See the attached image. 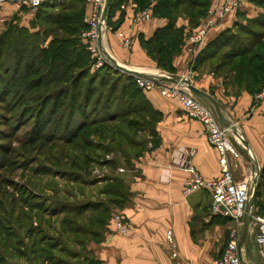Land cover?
Returning <instances> with one entry per match:
<instances>
[{
  "label": "trees",
  "instance_id": "trees-1",
  "mask_svg": "<svg viewBox=\"0 0 264 264\" xmlns=\"http://www.w3.org/2000/svg\"><path fill=\"white\" fill-rule=\"evenodd\" d=\"M123 1L109 0L105 20L109 19L111 8L119 7ZM132 1L135 9L149 7L152 16L166 18L149 36L138 32L137 39L156 67L175 72L171 57L179 51L183 29L176 24V18L181 16L196 24L208 0ZM250 2L261 5L255 16L248 17L257 28L238 24L243 36L228 27L221 28L206 40L192 60L198 66L213 57L211 70L224 84L253 92L264 85V0ZM20 7L26 9L24 3ZM83 12L84 0H40L28 26L18 24L17 16L13 15L2 22L0 29V111L4 106L17 110L15 117L20 120V111H32L33 120L43 114L45 119H39L42 127L32 132L25 143L41 136L47 142L62 141L69 150L64 157L70 158L71 169H61L60 173L63 176L73 173V181L76 173L88 176L92 163L113 171L120 161L115 155L104 156L110 150L118 151L129 166L131 158L141 153L148 139L155 141L154 125L161 117L135 76L107 61L93 67V58L79 37L86 27ZM122 15L120 8L116 21H111L112 28H116ZM63 150L60 145L59 153ZM99 179L98 199L85 198L73 203L55 196L44 198L25 186L31 196L23 193L17 197L15 209H10L15 214L8 210L3 216L5 220L14 216L20 233L6 228L4 249L21 259L5 260L0 255V264H94L86 244L101 237L111 210L121 207L128 196L119 175H102ZM261 185L258 179L253 202L260 210L264 208L258 199ZM227 219L212 214L209 221ZM6 226L11 227L9 223Z\"/></svg>",
  "mask_w": 264,
  "mask_h": 264
},
{
  "label": "crops",
  "instance_id": "crops-1",
  "mask_svg": "<svg viewBox=\"0 0 264 264\" xmlns=\"http://www.w3.org/2000/svg\"><path fill=\"white\" fill-rule=\"evenodd\" d=\"M250 5L251 2L246 3L238 12L249 16L256 14L259 8L253 10ZM20 6L19 0H5L0 7V24L15 15L18 24L28 26L33 10L26 4L24 10ZM119 7L123 15L115 29L130 31V45L125 47L121 44L115 29L104 30L99 45L118 63L145 70L153 61L139 45L137 33L149 36L156 26L165 23L166 18L151 16L139 25H132L131 15L137 10L135 3L124 0ZM119 7H114L111 15L113 22L118 18ZM229 18L212 27L209 38L227 26ZM179 19L176 24L181 23ZM189 59L190 55L180 47L178 52L172 54L171 62L185 67ZM152 69L162 71L157 67ZM181 70L185 71L183 68ZM197 77L195 82L191 81L192 84L220 103L225 118L236 128L250 150V153H245L241 141V144L236 143L240 156L228 154L227 161L233 178L240 179L250 170H258L256 181L264 182V85L253 92L245 88L235 89L230 83L224 84L211 69H203ZM144 93L152 106L161 112L160 119L154 125L155 141L148 139L146 147L131 158L127 168L117 165L113 169L126 184L127 200L121 207L111 210L101 237L98 240L90 239L86 248L95 259L94 264H208L212 257L222 252L227 242L228 223L232 220L208 221L212 215L208 207V190L200 188L183 194L182 182L189 172L181 168L178 162L185 160L203 176L215 177L220 173L217 152L207 141L200 121L188 117L177 102L160 95L156 89L144 90ZM263 197L258 195L262 203ZM251 209L252 212H264V208L260 210L255 205ZM116 211L129 221L125 233L118 232L111 222L110 216ZM167 230L172 236L171 243L166 239ZM253 232V226L249 224L246 235L242 237L241 224L237 227V245L240 240L242 264H264ZM172 251L175 255H171Z\"/></svg>",
  "mask_w": 264,
  "mask_h": 264
},
{
  "label": "built area",
  "instance_id": "built-area-1",
  "mask_svg": "<svg viewBox=\"0 0 264 264\" xmlns=\"http://www.w3.org/2000/svg\"><path fill=\"white\" fill-rule=\"evenodd\" d=\"M5 0H0V7ZM26 4L30 10H34L40 0H19ZM94 6L90 8L88 16L85 17L87 27L80 33V39L92 54L96 57L95 65L103 61H108L105 52L99 45V39L104 30L107 29L105 20L101 19V11L104 0H92ZM250 0H208L206 10L200 16L197 23L187 29L185 28L181 48L193 58L195 53L202 47L210 35V29L225 18L231 17L240 10ZM149 7L135 10L131 15V24L139 25L143 20L150 18ZM123 46L128 47L131 43V33L129 30H114ZM137 84L143 90L155 88L158 93L166 98L177 102L183 112L191 118L200 121L203 126L207 141L217 152V161L220 173L215 177L203 176L192 164L182 160L179 161L181 168L189 172V176L182 182L181 192L188 194L200 188H205L209 192V211L212 214H219L228 217L234 222L230 229V236L222 252L210 259L208 264H242L237 248V227L241 224V216L244 210L246 199L249 195V186L252 176L258 175V170H250L240 179L232 176L228 154L239 157L240 153L236 147L241 144V136L230 133L229 128L221 127L214 117L210 108L199 98L193 95L182 83L168 81H152L135 76ZM106 157H109L107 154ZM115 229L120 233H125L129 228V221L119 211L113 212L110 216ZM250 225L253 226L254 240L259 252L264 258V212H252ZM166 239L172 242L170 231L166 232ZM171 255H175L172 251Z\"/></svg>",
  "mask_w": 264,
  "mask_h": 264
},
{
  "label": "rangeland",
  "instance_id": "rangeland-1",
  "mask_svg": "<svg viewBox=\"0 0 264 264\" xmlns=\"http://www.w3.org/2000/svg\"><path fill=\"white\" fill-rule=\"evenodd\" d=\"M93 6L94 4L92 0H84V12H83L82 20L85 23L86 27L87 24L84 19L86 16H88L90 12V8H93ZM250 6H251L250 8H253V10L254 8H259L257 13L261 10L260 4L251 2ZM114 7L115 6H113L110 10L109 19L105 20L107 26L106 31L114 29L111 27V21H112L111 15L112 12L115 10ZM120 8L121 7H119V9ZM256 14L249 16V15H244L243 13L237 11L228 19V21H226L227 26L225 27L234 30L236 34H238L239 36H243V33H241L238 26L248 25L251 28H257L254 25L253 20L248 18L255 16ZM177 19H179V21L182 20L180 21L181 23H178L183 27L182 36H181L182 38L185 28L189 29L193 27L195 23L192 24L188 21V19L183 18L181 16H178L176 20ZM2 24H0V29L3 26ZM86 27L82 28L81 31L85 30ZM86 50L88 51L89 56L93 58V62H94L93 67L99 66L104 62L103 61L100 64L95 65L96 63L95 55L92 54L88 49ZM184 52H186L185 48H184ZM212 59L213 57H210L209 60H206L205 62L201 63L200 65H202L203 68H199L200 67L199 65L194 66V62L192 59L186 61L185 67H182L183 64L180 65L175 64L173 66L175 67L176 73L178 72L189 78L190 81L195 82L196 79L198 78L197 76H200V73L202 72L203 69H211L212 63L214 62V60ZM151 60L153 62H151L149 64L150 65L149 68L145 69L144 71L155 70L152 68L156 67V62L153 59ZM181 67L185 71H182ZM157 69H161V68L157 67ZM151 89H155V88H151ZM7 108L8 107L4 106V108L1 109L0 111V255L1 258L5 260L9 258L10 260L11 259L19 260L21 258L9 254L4 249L5 244H3L5 240V235L7 234L5 233L6 232L5 229L10 228L11 231L16 230L17 228L16 220H14V216H11L9 220H5L3 216L4 213L8 212V210L10 209L12 210L13 207L15 209L17 197H20L23 193L25 196L27 195L31 196L26 193V192L30 193L31 191L30 190L28 191L25 188V186H27L28 189L41 193L44 196V198H47L49 196H55L60 199H63L64 201L71 203L78 200H83L85 198L96 200L98 199L99 196L97 194V187L99 186V184H101L99 178L102 175L110 176L111 174H115L116 172L106 168L104 165H97L95 163H92L90 166L91 172L88 176L83 175L81 173H76L77 177L74 178L75 181H73L72 180L73 178L71 177L73 173H71L70 175L66 173V175L63 176V173H60V170L61 169L68 170V168L69 169L71 168L69 163L70 158L66 156L67 158L65 159L64 157L65 152L67 151L69 152V150L68 149L66 150V145L62 141L47 142L46 140H42V138L45 137L41 136L35 141L25 143L32 132H38V130L42 127L41 123L39 122V119L40 121H43V119H45V116L41 114L40 118L33 120L32 118H30L32 111H25V113L24 111H20L19 112L21 116V120H20V117L18 116L15 117L16 115L15 113L17 112V110H10ZM7 118L9 119L7 120ZM39 143L41 144L37 145ZM60 145H63V147L65 148V150L62 151V153H59ZM106 154L109 157L114 155L117 156V159L120 161L119 166H123L124 168L128 167L126 164H124L122 157L119 156L118 154V151L110 150L109 152L104 153V156ZM71 163L73 164V161H71ZM91 177L97 178V180H95V182H90L88 178ZM81 178H84L85 181L80 182L79 180ZM259 195L262 197L264 196V185L260 187ZM4 208L5 210L3 211ZM22 210L23 209H21V211ZM24 211H28V209H24ZM11 212L15 214V211H11ZM37 219H38V215L36 214V220ZM34 222L35 221H32V224H34ZM8 223L11 227L6 226ZM228 224L229 225L227 227V240L229 239L230 229L234 226V222L230 221ZM42 227L45 231L50 232L46 227L44 226ZM18 235H20L19 232Z\"/></svg>",
  "mask_w": 264,
  "mask_h": 264
},
{
  "label": "water",
  "instance_id": "water-1",
  "mask_svg": "<svg viewBox=\"0 0 264 264\" xmlns=\"http://www.w3.org/2000/svg\"><path fill=\"white\" fill-rule=\"evenodd\" d=\"M108 2L109 0H104V3H103V7L101 11V19L103 20H105ZM105 54L108 58V62L113 67L127 74L141 77L144 79H149L152 81H168V82H173V83L184 84L185 87L193 95L199 98L202 102H204L210 108L218 124L221 127H227L231 129L233 133L239 135L236 128L232 126V124L229 123L227 119L225 118L220 103L216 99H214L211 95H209L207 92L193 85L192 82L189 80V78H187L186 76L179 74V73H175V72H166V71L148 72L144 70L130 68V67L125 66L124 64L118 63L109 53H105ZM240 140L242 141V138H240ZM242 144H244V147H245L244 149L246 150L245 153L247 154L250 153V150L247 148V144L245 143V141H242ZM242 153L245 154L244 150H242ZM256 178L257 177L255 175L251 177L250 186H249V195H248V198L246 199L244 210L241 216L242 237L246 235L248 226L251 221V213H252L251 206L253 205V202L255 199V190H256V185H257ZM240 246H241V242L239 240L238 245H237L239 256H240Z\"/></svg>",
  "mask_w": 264,
  "mask_h": 264
},
{
  "label": "bare ground",
  "instance_id": "bare-ground-1",
  "mask_svg": "<svg viewBox=\"0 0 264 264\" xmlns=\"http://www.w3.org/2000/svg\"><path fill=\"white\" fill-rule=\"evenodd\" d=\"M103 34V33H102ZM103 39V38H102ZM150 72H156V70H149Z\"/></svg>",
  "mask_w": 264,
  "mask_h": 264
}]
</instances>
